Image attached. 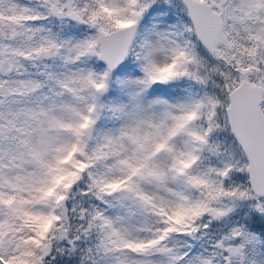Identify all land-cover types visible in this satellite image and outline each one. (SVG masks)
I'll return each instance as SVG.
<instances>
[{
  "label": "snow or ice",
  "instance_id": "6c2138e0",
  "mask_svg": "<svg viewBox=\"0 0 264 264\" xmlns=\"http://www.w3.org/2000/svg\"><path fill=\"white\" fill-rule=\"evenodd\" d=\"M0 264H264V0H0Z\"/></svg>",
  "mask_w": 264,
  "mask_h": 264
}]
</instances>
